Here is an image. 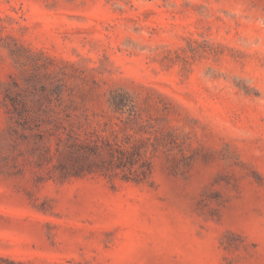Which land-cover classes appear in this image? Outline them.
<instances>
[{"label":"rangeland","instance_id":"rangeland-1","mask_svg":"<svg viewBox=\"0 0 264 264\" xmlns=\"http://www.w3.org/2000/svg\"><path fill=\"white\" fill-rule=\"evenodd\" d=\"M0 264H264V0H0Z\"/></svg>","mask_w":264,"mask_h":264},{"label":"trees","instance_id":"trees-1","mask_svg":"<svg viewBox=\"0 0 264 264\" xmlns=\"http://www.w3.org/2000/svg\"><path fill=\"white\" fill-rule=\"evenodd\" d=\"M113 108H121L122 101L108 99ZM103 140V139H102ZM98 140L90 137H73L69 145L73 157L72 170L66 169V174L81 175L86 172L100 171L103 174H117V170H127L131 179L139 182L147 178L150 172L147 151L138 145L126 147L122 142ZM105 154L107 157H104Z\"/></svg>","mask_w":264,"mask_h":264}]
</instances>
